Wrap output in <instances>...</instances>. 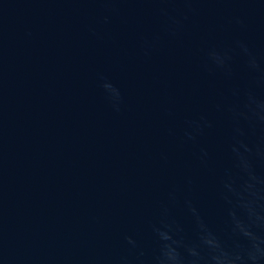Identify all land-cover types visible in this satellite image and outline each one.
I'll use <instances>...</instances> for the list:
<instances>
[{"label":"water","instance_id":"1","mask_svg":"<svg viewBox=\"0 0 264 264\" xmlns=\"http://www.w3.org/2000/svg\"><path fill=\"white\" fill-rule=\"evenodd\" d=\"M0 264H264V0H0Z\"/></svg>","mask_w":264,"mask_h":264}]
</instances>
